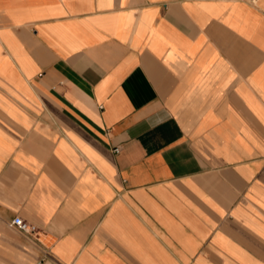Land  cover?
Returning <instances> with one entry per match:
<instances>
[{"label": "crops", "instance_id": "obj_1", "mask_svg": "<svg viewBox=\"0 0 264 264\" xmlns=\"http://www.w3.org/2000/svg\"><path fill=\"white\" fill-rule=\"evenodd\" d=\"M0 264H264V0H0Z\"/></svg>", "mask_w": 264, "mask_h": 264}, {"label": "built area", "instance_id": "obj_2", "mask_svg": "<svg viewBox=\"0 0 264 264\" xmlns=\"http://www.w3.org/2000/svg\"><path fill=\"white\" fill-rule=\"evenodd\" d=\"M114 151H118V148H114ZM10 226L23 231L29 230L28 224L20 216H15L10 221Z\"/></svg>", "mask_w": 264, "mask_h": 264}]
</instances>
